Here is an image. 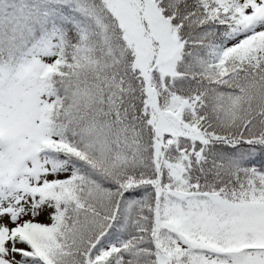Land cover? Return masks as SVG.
Segmentation results:
<instances>
[{"label":"snow or ice","instance_id":"1","mask_svg":"<svg viewBox=\"0 0 264 264\" xmlns=\"http://www.w3.org/2000/svg\"><path fill=\"white\" fill-rule=\"evenodd\" d=\"M0 264H264V0H0Z\"/></svg>","mask_w":264,"mask_h":264}]
</instances>
